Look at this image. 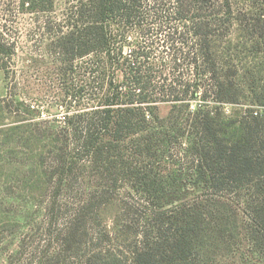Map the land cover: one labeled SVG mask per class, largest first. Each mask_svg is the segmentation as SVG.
<instances>
[{"label":"rangeland","instance_id":"1","mask_svg":"<svg viewBox=\"0 0 264 264\" xmlns=\"http://www.w3.org/2000/svg\"><path fill=\"white\" fill-rule=\"evenodd\" d=\"M230 1L264 13V0ZM74 2L0 0V41L7 47L0 54V264H129L138 221L158 207L181 204L204 211L198 264H264V247L252 240L242 213V194H213L199 181L197 128L186 120L199 108L219 114L221 121L253 111L264 115V55L253 60L250 51H243L235 103L214 101L208 91L197 95L189 108L161 102L146 109L154 118H148L138 135L115 143L117 156L106 171L78 151L68 132L71 122L84 124L103 110L97 105L99 95L89 92L87 97L70 86L91 77L87 70L103 56L68 61L52 44L68 29V8ZM214 2L216 10L225 4ZM145 7L150 10L148 2ZM165 9L162 17L169 18L172 8ZM173 29L186 31L187 25L172 20L151 37L164 39ZM125 37L122 54L131 58L141 37L134 30ZM192 42L188 35L185 45H175L184 51L176 53L158 41L140 58L162 64L167 83L182 76L205 84L206 78L186 64L196 52ZM176 58L183 64L172 68ZM248 72L257 78L256 94L248 87ZM133 171L148 175L149 192Z\"/></svg>","mask_w":264,"mask_h":264},{"label":"trees","instance_id":"2","mask_svg":"<svg viewBox=\"0 0 264 264\" xmlns=\"http://www.w3.org/2000/svg\"><path fill=\"white\" fill-rule=\"evenodd\" d=\"M224 1V6L217 10L214 0H75L69 6L68 29L52 41L58 53L68 61L90 54L103 56L94 68L87 70L91 77L87 76L80 85H70L87 97L89 92L99 95L97 105L103 107L94 112L96 119L69 124L68 132L73 134L78 151L82 150L108 171L117 156L115 143L138 135L150 117L154 118L146 109L161 102H168L173 108H189L197 95L208 91L214 95V101L236 102V74L243 51H250L253 60L257 54L264 55V13L254 11L253 5L246 10L235 7L230 0ZM147 2L150 10L145 11ZM168 6L172 15L162 17ZM147 13L152 14L150 21L146 19ZM172 20L187 25V30L173 29L161 40L151 37ZM150 24L151 27L146 26ZM219 29L224 31L220 37L216 34ZM129 30L141 37L131 58L122 54ZM188 35L197 48L194 53L187 51L194 56L186 64L192 66L196 75L206 78L205 84L182 76L167 83V77L161 74L162 64L140 58L158 41L169 45L173 52H182V47L175 45H185ZM5 47L0 41V54ZM180 64L183 63L176 58L172 68ZM107 73L111 74L108 79ZM248 78V87L256 94L257 78L253 72H248ZM186 120L197 128L194 161L199 181L213 194H242L248 232L257 245L264 247V115L253 111L221 121L219 114L199 108L189 113ZM132 173L148 192L152 189L146 181L147 174ZM203 215L204 211L185 204L172 209L156 208L143 222L138 221L129 264H198L197 241ZM89 264L102 263L94 260Z\"/></svg>","mask_w":264,"mask_h":264}]
</instances>
